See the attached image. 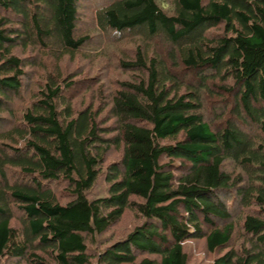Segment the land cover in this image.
Masks as SVG:
<instances>
[{
  "label": "trees",
  "instance_id": "trees-1",
  "mask_svg": "<svg viewBox=\"0 0 264 264\" xmlns=\"http://www.w3.org/2000/svg\"><path fill=\"white\" fill-rule=\"evenodd\" d=\"M80 1L0 0V261L264 264V0H105L97 25L138 41L119 63L134 76L77 105ZM128 211L142 222L92 249ZM198 238L214 259L190 260Z\"/></svg>",
  "mask_w": 264,
  "mask_h": 264
},
{
  "label": "rangeland",
  "instance_id": "rangeland-1",
  "mask_svg": "<svg viewBox=\"0 0 264 264\" xmlns=\"http://www.w3.org/2000/svg\"><path fill=\"white\" fill-rule=\"evenodd\" d=\"M158 1L166 11H173V0ZM104 2L105 0L80 1L78 33L88 35L91 39L80 53L73 57L67 56L62 59L64 71L72 76H76L78 81L75 90L72 92V98L77 105H80L78 103L88 102L90 100H96L97 103L102 102L104 104L108 100L111 91L118 87L121 80L132 79L134 76L131 71H128L119 63L120 60L132 58L135 49L134 45L137 44L138 41L129 36H124L119 39L115 35L113 36L101 32L96 22V14L99 7L103 5ZM153 43L152 46H154V48H165V45H163L160 40H156ZM28 55H33V52L27 51L24 56ZM52 60L51 57H42V66L37 68L36 71L40 73L46 67L49 69L53 68L54 64ZM36 81L37 78L35 76L34 81L30 83L28 93L26 91L23 92L24 94H21L22 100L20 99V103L21 105L24 103V107L30 102V96L32 94L31 87H36ZM211 96H209L210 101L208 102L207 100L204 113L206 119L214 126H217L221 122V120H218V115L220 113L219 97L217 95L214 97ZM103 120L108 121V124L115 121V119L110 118L108 115L103 116ZM119 156L120 154L114 151L110 155L109 161L115 160L119 158ZM107 190L108 184L103 176L99 179L96 186L89 191V197L93 199L106 195ZM67 199L68 198H65L64 201H67ZM141 222V217L132 211H128L118 223L108 230V232L98 237L99 244H91L90 247L96 250L98 247H104L108 241H115L125 237ZM185 248L192 262L210 261L218 254L208 250L205 238L189 240L186 242ZM0 264L27 263L17 262L16 260H1Z\"/></svg>",
  "mask_w": 264,
  "mask_h": 264
}]
</instances>
